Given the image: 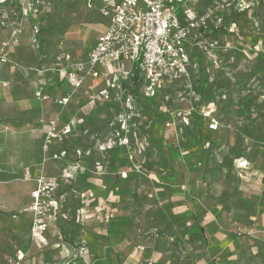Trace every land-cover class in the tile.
<instances>
[{
	"label": "crops",
	"instance_id": "obj_1",
	"mask_svg": "<svg viewBox=\"0 0 264 264\" xmlns=\"http://www.w3.org/2000/svg\"><path fill=\"white\" fill-rule=\"evenodd\" d=\"M94 3L101 10L107 2L94 0ZM171 5L181 17L186 9H193L194 21L204 15L200 5L184 0H174ZM4 19L0 20V47L3 41H8L10 47L8 63H0V179H6L0 183V212L24 221L17 239L20 237L25 247L17 250H26L31 264H65L73 257L68 256L75 253L81 257L77 264H235L238 245L229 237L232 229L224 226H231L227 223L231 214L224 201L227 191L215 189L220 182L205 179L206 170L212 165H202L200 157L197 163L186 159L197 151L188 133L180 130L181 135L177 136V129L165 128L166 122L177 120L170 100L175 91L172 84L166 87L164 84L159 97L143 99L145 107L141 105V113L146 116L135 117L137 125L129 134L130 147L120 145L113 151L102 152L105 140L122 128L117 123L122 111L118 98L123 91L138 94L142 86L141 82L134 87L133 73L138 63L127 58L110 61L99 69L100 78L87 77L75 89L68 77V71L73 70H64L67 61L58 42L62 40L63 50L70 52L73 60H84L100 35L107 31L109 19L103 14L99 21L93 22L96 25L93 35L97 36L92 41L83 38L81 28H72L68 21L62 33L46 32L39 36L35 34V27L40 26L37 20L21 23L12 17L6 22ZM221 21L218 17L212 23L218 25ZM203 35L199 30L193 34L197 46ZM207 35L212 36L210 32ZM40 37L46 40H41L38 47L35 39ZM195 70L198 71L197 64L194 74ZM112 74L126 77L113 85L107 82ZM182 82L175 85H189V89L180 88L183 97L184 93L197 90L187 80ZM40 87L49 98L36 96ZM102 88H107L108 97L98 100L92 110L85 108L89 98ZM70 92L73 97L60 121L72 120L74 130L64 144L55 145L57 150H66L67 155L48 161L44 173L49 178H60L71 171L73 163H78L79 168L74 179L63 180L64 184L58 188L61 216L50 222L46 233L50 245L43 246L30 238L33 213L29 206L37 182L24 179L23 173L30 170L36 178L40 173L44 131L59 112L54 98ZM205 105L190 101L187 107L175 108L184 109L182 119L189 113L188 119H201L206 125ZM136 108L140 111V107ZM78 148L83 150L81 157L76 154ZM209 155L215 157L214 153ZM122 171L129 174L128 178L121 176ZM5 196L11 197L9 204L1 200ZM81 209H85L84 218ZM261 227L264 231V226L257 230ZM75 240L95 244L97 251L83 254L73 246ZM106 243L110 248L101 254L99 246Z\"/></svg>",
	"mask_w": 264,
	"mask_h": 264
},
{
	"label": "rangeland",
	"instance_id": "obj_2",
	"mask_svg": "<svg viewBox=\"0 0 264 264\" xmlns=\"http://www.w3.org/2000/svg\"><path fill=\"white\" fill-rule=\"evenodd\" d=\"M184 1L200 5L204 18L212 21L217 20L219 12H223L225 20L218 23L223 30L212 36L203 35L196 47L199 53L194 57L200 71V83L195 87L197 90H190L183 97L180 88L187 86L189 89L187 83L178 86L183 82H167L164 86L172 84L171 87L175 89L170 98L173 106L187 107L190 101L198 104L204 102L206 107L216 109L215 116L220 124L218 130H211L209 117L206 116V125L203 120L198 123H202L204 130L197 131V122L188 119L189 113L185 112L187 116L184 120L180 115L184 114V109L181 111L173 107L178 121L173 117L176 128H170L178 130L177 136L181 135L180 130L188 133L197 151L190 153L192 156L186 159L197 163L200 157L202 165H212L213 168L206 170L205 179L220 182L215 189L218 187L227 191L224 201L231 214L227 220L231 226H224L232 229L229 237L235 246L238 245L235 264H264V231L262 227L257 230V227L264 226V215L259 213L264 194V0H240L237 3H229L230 0ZM96 7L94 0L88 3L84 0H0V20L2 17L5 22L10 17L21 23L37 20L50 34L62 33L68 21L72 23V28H81L83 38L92 41L97 36L93 35L96 28L93 22L99 21L103 15ZM214 8L217 11H208ZM238 39L244 42L243 46ZM248 44L253 47H248ZM172 100L175 102L172 103ZM141 105L145 107L139 101L137 117L146 116L141 113ZM209 152L214 153L215 157H211ZM219 164L222 167L216 166ZM5 180L2 178L0 183ZM213 190L210 189V192ZM1 200L7 204L12 201L9 196ZM15 217L11 213L0 212V264H9V257L18 248L25 247L21 238L17 239L19 231L24 229V221ZM242 245L246 246L245 249ZM73 246L83 254L97 251L95 244L89 245L85 241L75 240ZM109 248L107 243L99 246L100 253L106 254ZM68 257L72 259H67L65 264L81 261L79 253ZM31 261L32 258H28L30 264Z\"/></svg>",
	"mask_w": 264,
	"mask_h": 264
},
{
	"label": "built area",
	"instance_id": "obj_3",
	"mask_svg": "<svg viewBox=\"0 0 264 264\" xmlns=\"http://www.w3.org/2000/svg\"><path fill=\"white\" fill-rule=\"evenodd\" d=\"M173 1L106 0L107 3L101 10L109 19V27L100 35L96 45L88 51L84 60H73L72 54L63 50L62 40L58 42L59 48L63 51V58L67 61L64 70L69 68L73 70L68 71V77L75 89L79 88L87 77L100 78L99 69L110 61L127 58L138 63V74L142 79V86L138 94H127L123 91L118 98V105L122 111L117 117V123L122 124V128L105 140L100 148L102 152L113 150L120 145L131 146L129 134L132 132L131 128L137 125L134 119L138 115L136 106L139 101L157 96L167 82L187 80L191 83L195 75L193 71L196 63L191 57L190 47L196 44L193 42V34L198 32L202 24H205L206 19L202 16L198 21H194L192 17L194 10L191 8L186 9L185 16L181 17L177 9L171 5ZM39 33L40 28L35 27V34L39 35ZM35 43L38 47L42 45L39 38L35 39ZM9 47L8 41L2 42L0 63H8ZM125 77L112 74L107 82L114 85ZM35 94L39 99L49 98L42 87L38 88ZM73 94L70 92L67 96L54 98L59 112L48 122L44 131L43 161L37 178L32 176L30 170H25L23 173L24 179H34L37 182L36 189L32 191V201L29 206L33 213L30 238L32 242L43 246L50 245L46 235L50 222L61 216L58 188L63 180L69 182L74 179L79 168L78 163H73L71 171L60 178H49L44 173V167L48 161L61 160L67 155L66 150H57L55 145L64 144L73 133L72 120L65 123L60 121ZM108 95L107 88H102L98 94L89 98L84 107L92 110L98 100ZM215 110V108L207 107L204 111L205 116L209 117V128L213 131L218 130L220 124L215 116ZM165 127L166 129L176 128V123L169 120ZM76 154L81 157L83 150L78 148ZM120 174L123 178L129 176L126 171ZM80 214L84 218L85 209H81ZM26 257V250L19 249L12 257H9V264H30Z\"/></svg>",
	"mask_w": 264,
	"mask_h": 264
},
{
	"label": "trees",
	"instance_id": "obj_4",
	"mask_svg": "<svg viewBox=\"0 0 264 264\" xmlns=\"http://www.w3.org/2000/svg\"><path fill=\"white\" fill-rule=\"evenodd\" d=\"M238 1H240V0H230V2L229 3H231V2H233V3H237ZM219 15V16H218ZM225 14L223 13V12H219L218 14H217V17L216 18H222V20L224 19L225 20V16H224ZM223 26H218V25H216V24H213L212 23V20H210V19H206L205 20V24H202V26H200L199 27V32H201L202 34L204 33V35L205 36H208L207 34H208V32H210V34H213V33H215V32H218V31H221V30H223V28H222ZM50 33V31L48 30H44L43 28H40V33H39V36L40 35H42L43 33ZM40 40H46V39H42L41 37H40ZM42 41H41V43H42ZM43 41V42H44ZM238 43L241 45V46H243V44H244V42L243 41H241L240 39H238ZM196 47H198L197 46V44H195L194 45V47L192 46V47H190V53H191V57H193V60H194V62L197 64L198 63V61L196 60V57H194V55H196V56H198V51H197V49L198 48H196ZM248 47H253L251 44H248ZM197 70V69H196ZM196 70H195V75H194V77L192 78V81H191V84H192V86H193V88L195 89V87H196V85H197V83L199 82L200 83V81H199V79H200V71H199V68H198V71L196 72ZM133 75H134V78H133V80H134V83H135V85H134V87H139V85H141V79H140V76H139V74H138V65H136V67H135V70H134V73H133ZM217 114V113H216ZM196 122H197V124H195V127H196V129H198L199 131H201V130H204V128H203V126H202V123L200 124V125H198V123L199 122H201L202 120L201 119H197V120H195ZM194 121V122H195ZM195 122V123H196ZM114 150V149H113ZM113 150H110V151H113ZM206 152H208V151H206ZM264 193V192H263ZM259 213L260 214H262V215H264V194H263V198H262V204H261V207H260V209H259ZM191 240V239H190ZM197 242H199L198 240H197Z\"/></svg>",
	"mask_w": 264,
	"mask_h": 264
}]
</instances>
